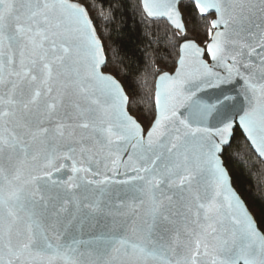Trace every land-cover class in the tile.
Listing matches in <instances>:
<instances>
[{
	"label": "snow or ice",
	"instance_id": "1",
	"mask_svg": "<svg viewBox=\"0 0 264 264\" xmlns=\"http://www.w3.org/2000/svg\"><path fill=\"white\" fill-rule=\"evenodd\" d=\"M179 4L143 0L186 35ZM191 5L207 39L132 115L86 3L0 0V264H264L223 159L237 119L264 158V0Z\"/></svg>",
	"mask_w": 264,
	"mask_h": 264
},
{
	"label": "trees",
	"instance_id": "2",
	"mask_svg": "<svg viewBox=\"0 0 264 264\" xmlns=\"http://www.w3.org/2000/svg\"><path fill=\"white\" fill-rule=\"evenodd\" d=\"M72 1L86 3L98 34L104 38L107 54L119 68L117 78L126 91L136 89L137 103L131 106L132 115L148 113V102L142 98L154 94L160 74L174 72L182 41L203 42L207 39L203 27L205 21L193 17V6L189 1L180 4L186 35L172 29L165 21L151 19L141 0ZM208 19H214V16ZM223 159L234 188L252 215L257 219L264 217V163L239 129L235 130L231 147L226 148Z\"/></svg>",
	"mask_w": 264,
	"mask_h": 264
},
{
	"label": "water",
	"instance_id": "3",
	"mask_svg": "<svg viewBox=\"0 0 264 264\" xmlns=\"http://www.w3.org/2000/svg\"><path fill=\"white\" fill-rule=\"evenodd\" d=\"M186 1L191 2V0H180V4L183 3V2H186ZM72 2H73V1H72ZM73 3H76V2H73ZM141 3H142V7H143V0H141ZM180 4L178 5V9H179V11H180ZM143 9H144V7H143ZM144 11H145V9H144ZM145 12H146V11H145ZM180 12H181V11H180ZM146 13H147V12H146ZM181 16H182V13H181ZM209 16H214V18H215V14H214L213 12H210V13L208 14V17H209ZM150 18L153 19V20L165 21L167 24L170 25V27H171L172 29H174V30H176V31L179 32V30L175 29L174 26L171 25V23L167 20L166 17H150ZM182 18H183V16H182ZM183 35H184V34H183ZM219 71H221L222 74H223V70H222V69H219ZM168 74L172 75V74H174V72H173V73H168ZM157 80H158V78H157ZM157 80H156V81H157ZM240 88H241V84H240L238 81H233L232 83L221 84V85L219 86V88H208V89H205L204 91L198 93V97H199L201 100L205 101V102H208L209 100L214 101V100H215V97H216L217 95H219L221 92H223V93H225V94H227V95H229V96H236L237 93L240 91ZM181 111H183V109H182ZM236 129H239V131L242 133V135L245 137L246 141H247L248 144L250 145V148L252 149V151L255 153V155L258 157V159H260V160L264 163V158H261V157L258 155V153L255 151V148H254V146H252L251 141L248 140V138H247V134H246V132L244 131L243 127H241V126L239 125V121H238V119H237V121L234 122L233 133H232V137H231V139H230V145H231L232 140H233V138H234V132H235ZM228 147H229V146L226 145V146H225V149L228 148ZM227 171H228V170H227ZM228 174H229V172H228ZM57 175H62V174H57ZM229 176H230V175H229ZM117 178L120 179V178H123V177H117ZM230 183H231V187H232L233 191L239 196V198L241 199V201L246 205L245 201L242 199V197L238 194V192H237L236 189L234 188L231 177H230ZM246 206H247V205H246ZM247 208H248V206H247ZM248 209H249V208H248ZM249 211H250V210H249ZM250 212H251V211H250ZM85 238H86V237H85Z\"/></svg>",
	"mask_w": 264,
	"mask_h": 264
}]
</instances>
